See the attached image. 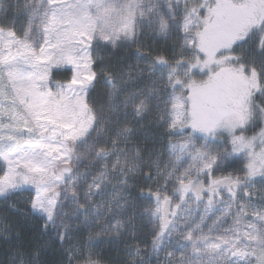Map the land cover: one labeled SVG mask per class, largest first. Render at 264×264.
Returning <instances> with one entry per match:
<instances>
[{
  "label": "snow or ice",
  "instance_id": "obj_1",
  "mask_svg": "<svg viewBox=\"0 0 264 264\" xmlns=\"http://www.w3.org/2000/svg\"><path fill=\"white\" fill-rule=\"evenodd\" d=\"M8 8L0 201L31 227L4 217L2 264H102L105 236L116 264H264V0Z\"/></svg>",
  "mask_w": 264,
  "mask_h": 264
},
{
  "label": "trees",
  "instance_id": "obj_2",
  "mask_svg": "<svg viewBox=\"0 0 264 264\" xmlns=\"http://www.w3.org/2000/svg\"><path fill=\"white\" fill-rule=\"evenodd\" d=\"M16 0H1L0 3L4 4V10L6 11V14L10 19H13L17 16V13L14 9L9 10L8 6L10 4H14ZM15 203L17 205L22 207V203L18 200H15ZM4 217H7V223L9 226L15 225L17 227L18 231H22L25 236H29V228L30 225H24L23 217L17 215L15 211H12L9 208V204L3 201H0V227L4 224ZM21 225H23V228L21 229ZM105 243H98V246L95 247L98 257L101 259L102 264H116L117 261L121 260L124 255L125 251V244L124 242L119 238H111V237H102ZM114 242H107L110 240H113ZM7 245H5L2 241H0V264L7 258L6 257V249ZM46 255L43 257L48 264H56V256L52 249H46Z\"/></svg>",
  "mask_w": 264,
  "mask_h": 264
},
{
  "label": "rangeland",
  "instance_id": "obj_3",
  "mask_svg": "<svg viewBox=\"0 0 264 264\" xmlns=\"http://www.w3.org/2000/svg\"><path fill=\"white\" fill-rule=\"evenodd\" d=\"M1 1V0H0ZM0 4H2V3H0ZM3 5V9H4V4H2ZM23 199H26V196H22V197H16L15 198V200H18L19 201V203L21 202L22 203V201H23ZM8 204H9V208L12 210V211H14L13 210V207H10L11 205H13V201H8L7 202ZM16 205H17V203H15ZM141 247H143V246H141ZM93 251L95 252V253H97L96 252V249H93ZM149 251H150V249H149ZM98 255H101V254H98ZM122 255H125V251H124V254H122ZM154 259V258H153Z\"/></svg>",
  "mask_w": 264,
  "mask_h": 264
}]
</instances>
